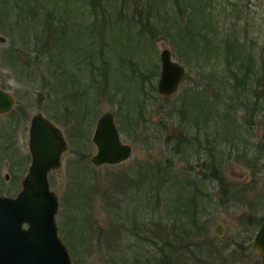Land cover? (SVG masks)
<instances>
[{
    "label": "rangeland",
    "instance_id": "rangeland-1",
    "mask_svg": "<svg viewBox=\"0 0 264 264\" xmlns=\"http://www.w3.org/2000/svg\"><path fill=\"white\" fill-rule=\"evenodd\" d=\"M199 1L204 8L211 4L212 15L218 16L219 8H230L236 0L179 2L180 16L178 0H112L106 14L92 11L90 0H61L73 27L62 57L56 53L41 66L30 61L28 68L9 60L13 47L25 60L28 50L20 52L19 27L14 34L10 25V20L17 23L15 14L8 22L7 0H0V37L6 38L0 41V81L15 98L7 115H0V195L14 196L21 189L30 166L28 126L32 116L42 113L68 143L61 165L50 173V186L59 200L58 233L72 264H261L252 241L264 218V168L253 175L244 150H252L254 143L264 147V80H258L262 86L255 80L241 84L231 70L250 65L251 54L256 59L252 71L264 62V0H251L257 17L250 15L248 23L241 17L242 42L232 45L233 39L225 44L227 25L237 23L236 12L228 11L223 25L211 20L210 10H189ZM190 16L195 21L190 34L179 33L176 20L186 22ZM208 29L213 36L220 30L225 42L220 44L219 32L216 41L200 36ZM164 48L186 68L171 96L158 92ZM97 80L103 87L99 105L84 112L92 100H82L83 90L90 85L96 90ZM141 80L146 87L137 86ZM106 111L115 114L133 155L121 164L97 167L91 163L97 151L92 135ZM6 136L20 153L7 150V163ZM157 162L172 166L182 182L173 178L175 173L164 178L153 170ZM211 163H217L224 185L211 178L197 193L184 175L209 173ZM162 179L166 184L160 186ZM219 225L222 236L215 231ZM238 248L243 257L235 261L230 255ZM164 254L168 261H161Z\"/></svg>",
    "mask_w": 264,
    "mask_h": 264
},
{
    "label": "water",
    "instance_id": "water-1",
    "mask_svg": "<svg viewBox=\"0 0 264 264\" xmlns=\"http://www.w3.org/2000/svg\"><path fill=\"white\" fill-rule=\"evenodd\" d=\"M184 75L185 68L172 59L171 50L163 49L158 92L173 95ZM13 104L12 95L0 88V112H9ZM92 141L97 151L91 162L97 167L118 165L132 156L133 147L123 142L112 112L107 111L98 118ZM66 149L61 130L41 115L35 116L30 129L32 162L22 188L15 197L0 196V264H71L68 248L58 235V196L48 181V172L61 165ZM219 227L215 231L222 235ZM253 244L264 264V220Z\"/></svg>",
    "mask_w": 264,
    "mask_h": 264
},
{
    "label": "trees",
    "instance_id": "trees-1",
    "mask_svg": "<svg viewBox=\"0 0 264 264\" xmlns=\"http://www.w3.org/2000/svg\"><path fill=\"white\" fill-rule=\"evenodd\" d=\"M12 1L7 0V20L9 22V20H10L9 14H12V12H14L15 20H17V23L14 22V24H13L10 20V23H11L10 25L12 26L11 31L14 33V31H16V28L19 27L20 33L17 37V40L20 41V52H24V49L28 50V60H25L19 53L16 52L17 51L16 47H13L10 51H8V54L11 57L9 60L17 61V62L20 61L21 63H23L24 66L30 68V67H32V65H31L32 62L38 63L39 66H41V62H43V64H44L45 63L44 61L47 58H50L51 60L50 59L49 60H50V62H52V60L55 59V57L57 56L56 53L59 54L57 57H62L60 55L61 51L65 49V43H66V41L69 40L68 34L71 31H73V29H72L73 27L70 28V25H69L70 19L66 18V14H65L66 11L63 12L60 8V1L61 0H12ZM111 1L112 0H90V2H91L90 9H92V11H96V9L99 8L102 13L106 14V10H107L106 8H107V6H109L111 4ZM186 1H188V0H178V7H179L180 11L178 10L177 12H178L179 16L183 12L182 6H180L179 2L186 4L187 3ZM87 6L89 7V4ZM251 7H252L251 0H236L234 3H232L230 8L226 5H224L222 8H219L218 16H214L211 13L213 10V9H211L212 8L211 4L210 5L207 4L206 8H204L201 1H199L195 6L190 7L189 10L193 9V11H195V13L200 12V11H203L204 13H206L205 10L206 11L210 10L208 15L212 16V17H210L211 20L213 22H214V20H216L217 23H223V25L228 24V18H226V16L228 15V11L231 10L232 13L236 12L237 23L232 24V25H227L230 27V30H229L230 34L227 35L228 39L226 40V42L222 41L223 37H222V33L220 32V30L215 29L214 30V36L212 34L213 29H212V31L210 29H208L205 34L200 35V36H203L204 38H205V36L211 35L213 37L212 39H215V41H216V37H218V35L216 33L219 32V33H221V35H219V36H221L220 44L222 45V43L225 42V44L227 45V44H229L230 40L233 39L234 41L230 44V45H232V44H236V42H237L236 40H239L240 42H242V37L239 34L241 31L240 27L242 26L241 25V17L245 16V18H246L245 23H248V18L250 17V15L254 16L253 19L255 17H257V14H258L257 11L253 12L254 10L252 11ZM65 10H67V8ZM75 10L77 11V9H75ZM75 12H74V10L70 11V14H73ZM204 13H202V14H204ZM199 14H201V13H199ZM204 16H205V18L208 17L207 15H204ZM69 18H72V16H70ZM74 18H75V15H74ZM75 20L79 23V19L77 17ZM218 20H221V21H218ZM2 21H4V20H2ZM176 22H177L176 24L178 25V31L181 34H186V33L190 34L189 27H191V23L193 26L195 24V21H192L191 16H190L189 21L183 22V21L178 19V21L176 20ZM13 25H14V27H13ZM238 28H240V29H238ZM242 30H245L246 34H245L244 38L248 41V36H249V35H247V30H249L248 26H244L242 28ZM227 36H226V38H227ZM190 39L193 43L198 41L196 38H193L192 36L190 37ZM206 39H210V38H206ZM63 53H66V50L63 51ZM250 56H252V58L250 57V62H249L250 65H247L246 68H244L242 66V67H239V69H237V70H231V75H232V78L234 77L237 80V82H240L241 84L247 80H250V81L255 80L258 83V85L260 86L261 84L258 80H264V62H262L260 70H256L257 69L256 68L255 71H252V69L255 68L256 59L254 58V55L251 54ZM64 58H65V56H64ZM12 61H10V62H12ZM30 61H32V62L30 63ZM228 61H229V59H228ZM79 64H80L79 60L76 61V65L78 66ZM47 68H50V66L48 65ZM100 72L104 75L103 71H100ZM241 72H242V74H241ZM101 73H99V74H101ZM260 73H262L260 78H257V79L252 78V74L256 75V74H260ZM143 76H144V74H143ZM105 79H106V77H105ZM138 85L140 87H144V86L146 87L145 80H141V82H137V86ZM88 88L91 90L90 96L86 92V90ZM88 88L83 90L82 96H84V95L85 96L82 98V100L84 102H86L88 99H90V100H92V102L87 101L88 107L84 110V112L92 111V109L95 106L97 108V105H99V98L101 97V93L103 91V87L100 86V81H98V83H97L96 90H94L93 86H91V85ZM99 88H101L102 91H98ZM155 89H156V87L152 83L151 84V91L153 92ZM242 90L244 91V89H242ZM152 92L150 94L148 93V95L151 96ZM42 93L43 92L40 93L41 94L40 98H42ZM78 96L79 95H77V94L73 95V93H72V97L78 99ZM256 98L258 100H260V98L258 96ZM75 102H76V104L79 103L78 101H75ZM227 117L230 119L229 115ZM78 120H80V119H78ZM120 129L122 132L124 131V129L122 127ZM168 139H170V137H168ZM181 144L182 143L180 141L177 142V145L181 146ZM251 146H252V150H249L248 152H246V150H244V154L248 157L247 159L251 163L250 166L253 169V175L257 176V174H259V172L264 168L263 164L260 167V162L264 163V161H263L264 160V147L262 145H255V143L252 144ZM158 163L159 162L156 163V166L155 165L153 166V168H152L153 170H155L157 173L162 175L164 178H168L169 174L175 173L176 177L174 176L173 178H176L177 183L182 182L177 177L178 173L171 171L173 169L172 166H170V165L169 166H159ZM208 170H209V173L207 171H205L203 173H200V175L196 174L197 176L195 178H192L190 175L186 176L183 174L184 179H185V181L188 180L189 186L192 187L197 193H200V192L202 193L203 189L201 190V187L203 186V183L206 182V180L211 179V178L219 181L221 184L224 185V183L222 181L223 175H222V172L220 171V169L217 167V163H211V165H209ZM198 176H200V178H198ZM165 184H166V181L164 179H162V183H160V186L165 185ZM136 201H137V203L139 202V200H136ZM140 210H141V208L138 205V208L136 209L137 213ZM200 228L201 227H199L197 229H200ZM209 250H212V249H209ZM161 261H164V262L168 261V257L166 256V254H164L161 257Z\"/></svg>",
    "mask_w": 264,
    "mask_h": 264
},
{
    "label": "flooded vegetation",
    "instance_id": "flooded-vegetation-1",
    "mask_svg": "<svg viewBox=\"0 0 264 264\" xmlns=\"http://www.w3.org/2000/svg\"><path fill=\"white\" fill-rule=\"evenodd\" d=\"M3 38V39H2ZM5 40H6V38L5 37H0V41L1 42H5ZM0 88L3 90V91H5L3 88H2V86H1V81H0ZM5 92H7V91H5ZM12 95V94H11ZM12 97H13V95H12ZM14 98V97H13ZM14 104H15V98H14ZM14 104H13V106H14ZM12 109V108H11ZM10 109V110H11ZM9 110V111H10ZM7 113L8 112H0V115H7ZM37 115H41L45 120H47V122H49L53 127H59L57 124H55L51 119H49L47 116H44L42 113H37V114H35L34 116H32V118H31V121H30V124H29V135H30V127H31V124H32V120H33V118L35 117V116H37ZM63 117H66V115H65V113L63 114ZM55 118L56 119H58V117H57V115H55ZM14 121V120H13ZM63 134H64V132H63ZM65 136V135H64ZM66 138V137H65ZM6 140H7V136H6ZM3 150V149H2ZM7 150H9V151H12L13 153H14V155H16V156H19L20 155V153H19V155H17V153L19 152V151H17V148H16V146H15V143H13V144H11L9 147H7V143H6V145H5V147H4V155H3V158H4V161L7 163ZM29 159H30V164H31V162H32V154H31V152H30V149H29ZM29 169V168H28ZM55 170H51L49 173H48V179H49V182H50V173H52V172H54ZM6 178H8L7 177V175H6ZM24 227H27V225H24ZM252 244H253V242H252ZM240 249H242L241 247H240ZM240 249L238 248V249H235L234 250V252H233V254H231L230 255V258H233L235 261L236 260H239V259H241L242 257H243V255H238V254H240ZM210 253V252H209ZM211 254V253H210ZM211 255H213V253L211 254ZM261 260V259H260ZM205 262L206 263H208L206 260H205ZM262 264V263H261Z\"/></svg>",
    "mask_w": 264,
    "mask_h": 264
},
{
    "label": "bare ground",
    "instance_id": "bare-ground-1",
    "mask_svg": "<svg viewBox=\"0 0 264 264\" xmlns=\"http://www.w3.org/2000/svg\"><path fill=\"white\" fill-rule=\"evenodd\" d=\"M8 141H7V147H9L10 143H11V139H9V137H7ZM95 154V153H94ZM12 162H14V159L12 158Z\"/></svg>",
    "mask_w": 264,
    "mask_h": 264
}]
</instances>
